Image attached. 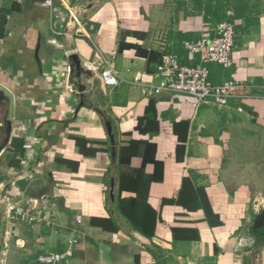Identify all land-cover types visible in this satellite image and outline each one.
Segmentation results:
<instances>
[{
    "label": "crops",
    "instance_id": "crops-1",
    "mask_svg": "<svg viewBox=\"0 0 264 264\" xmlns=\"http://www.w3.org/2000/svg\"><path fill=\"white\" fill-rule=\"evenodd\" d=\"M53 1L60 30L67 9H79L71 49L66 36L52 35L42 0H0V145L11 106L0 151V264H38V255L64 251L72 237L65 264H264V244L249 231L264 207V158L251 153L264 151V0L235 21L231 67L208 65L213 85L244 86L223 108L148 92L157 83L155 54L190 64L184 43L217 35L213 8ZM127 45L155 53L151 65ZM102 58L116 87L80 69L100 67ZM148 108L156 125L137 132ZM4 196L22 218L7 212ZM91 218L117 231L91 226Z\"/></svg>",
    "mask_w": 264,
    "mask_h": 264
},
{
    "label": "built area",
    "instance_id": "built-area-1",
    "mask_svg": "<svg viewBox=\"0 0 264 264\" xmlns=\"http://www.w3.org/2000/svg\"><path fill=\"white\" fill-rule=\"evenodd\" d=\"M40 7L46 9L50 14L52 35L65 37V30L56 27L55 19H62V12L54 5L53 0H42ZM67 20H72L74 29L82 26V20L75 9H67ZM55 26V27H54ZM216 36L211 39H201L192 43H184L187 58L190 64H182L175 53L160 54L155 67V78L157 83L150 85L151 94L158 95L162 92L175 96H182L189 100L194 107L209 105L219 108L226 107L230 99L239 97L237 91L244 92L242 83L228 80L221 85H213L209 81L208 65L214 64L223 69L232 65V50L234 48L235 25L231 23H219L215 27ZM69 53H65L68 56ZM83 68L96 75L101 87L112 88L119 84V78L113 70L111 63L102 58L101 65L92 62H84ZM245 96V95H244ZM7 212L18 218L24 213L9 203L8 197H3ZM77 240L72 237L67 243L64 251L60 253L48 252L36 257L38 264H65L73 256Z\"/></svg>",
    "mask_w": 264,
    "mask_h": 264
},
{
    "label": "rangeland",
    "instance_id": "rangeland-1",
    "mask_svg": "<svg viewBox=\"0 0 264 264\" xmlns=\"http://www.w3.org/2000/svg\"><path fill=\"white\" fill-rule=\"evenodd\" d=\"M258 2L259 0H172L170 3V9H172V11H185V9L188 8L198 13L199 9H206L209 7V9H214V13H217L219 16L218 20L222 19L220 23L236 24L235 21H237L240 17L245 16L249 11L254 13L256 9L258 10ZM235 15L237 16L234 18ZM262 143H264V140H262ZM254 148L255 147L253 146L251 147V153L254 154V152H257L256 157L260 153L262 156L261 158H264L263 147L259 148V152L255 151ZM261 165L264 170V161L261 162ZM263 173L264 171L262 172L264 177Z\"/></svg>",
    "mask_w": 264,
    "mask_h": 264
},
{
    "label": "trees",
    "instance_id": "trees-1",
    "mask_svg": "<svg viewBox=\"0 0 264 264\" xmlns=\"http://www.w3.org/2000/svg\"><path fill=\"white\" fill-rule=\"evenodd\" d=\"M218 18H219V16L217 15V13H215L214 18H211L210 21L213 22L214 25H216L217 23H219L222 20V19L218 20ZM121 47H123V46H121V44H120L119 50H121ZM127 47H132L136 50V52H138V54H143V55L147 56L149 64L151 63L152 55L155 54L151 51L142 50V49H140V47H138L136 45H127ZM155 55H156V58H155L154 64L156 65L158 60H159L160 54H155ZM150 111L151 110L148 108L146 110L145 116L142 118H139L137 120L136 129H135L137 132L148 131L149 128H147V127L151 128L152 125H156L155 116L152 113H150ZM144 121H146V123H147L146 127H145L146 129L141 130L140 126L142 125V123ZM74 141L79 146L85 145V142L81 139L75 138ZM89 224L91 226H94V227H100L104 230H110L111 232L117 231V227L114 224H112L110 220L91 218L89 220ZM249 231H250L251 236L255 239L256 245H263L264 244V207L256 215H254Z\"/></svg>",
    "mask_w": 264,
    "mask_h": 264
},
{
    "label": "water",
    "instance_id": "water-1",
    "mask_svg": "<svg viewBox=\"0 0 264 264\" xmlns=\"http://www.w3.org/2000/svg\"><path fill=\"white\" fill-rule=\"evenodd\" d=\"M97 2H99V0H97ZM95 6V3L94 4H88L86 5L85 7H83V14H87L91 9L92 7ZM78 10L79 9H75V12L78 13ZM79 14V13H78ZM81 18V17H80ZM82 19V18H81ZM73 31H74V25H73V22L72 20H69L68 21V24L65 28V32L67 33L66 35V42H67V49H71L70 48V43L72 41V34H73ZM71 61H74L75 60V55L72 54V53H69L68 56H67ZM155 66H153V68H155ZM81 71L85 74V75H89V74H93L91 73L90 71L86 70L83 68V66L81 65L80 67ZM4 124L6 126V130H5V139H4V142L3 144L1 143L0 145V151L3 149V146L6 144L7 140H8V137L10 135V124H11V106L9 105L8 106V111L6 113V116H5V119H4Z\"/></svg>",
    "mask_w": 264,
    "mask_h": 264
}]
</instances>
